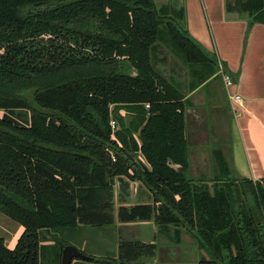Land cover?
I'll list each match as a JSON object with an SVG mask.
<instances>
[{"label": "trees", "instance_id": "1", "mask_svg": "<svg viewBox=\"0 0 264 264\" xmlns=\"http://www.w3.org/2000/svg\"><path fill=\"white\" fill-rule=\"evenodd\" d=\"M227 12L264 24V0H227ZM161 45L190 84L170 74ZM218 65L171 1L0 0V213L24 228L14 249L0 239V264H42L47 239L61 264L84 228L114 226L117 179L154 198L120 207V223L186 231L197 264H264V181L233 177L221 151L212 179L191 172L186 97ZM155 252L124 242L118 259L94 262Z\"/></svg>", "mask_w": 264, "mask_h": 264}, {"label": "crops", "instance_id": "2", "mask_svg": "<svg viewBox=\"0 0 264 264\" xmlns=\"http://www.w3.org/2000/svg\"><path fill=\"white\" fill-rule=\"evenodd\" d=\"M170 1L175 5L172 0ZM177 6L183 7L185 11L189 34L210 54H214L217 57L219 64L227 70V73L225 71L224 73L233 80V86L228 88L225 83V74L219 70L217 75L187 95L186 99L189 107L187 124L191 154L196 150H203L204 152L205 149L210 147L211 139L214 142L219 141L221 136L219 125L224 119V115L231 111L235 120L236 135L234 138L232 135L233 126L229 125L230 123L227 122L226 118L224 123L228 125L223 138L225 140L230 139L232 142L230 147H228L230 149V163L228 162V165L231 173H234L236 178L239 179L263 182L264 24L256 23L251 26L248 20L229 14L227 12V0H182ZM203 90H205L204 94L198 96ZM218 94L223 97L222 103L218 106L214 105L207 112L205 108L209 106L211 102L209 100L213 98L212 96ZM233 94H238L243 98L242 106H234L230 100V95ZM227 107L229 108L228 110ZM212 149H214L215 155L219 151L222 154L224 153L221 149L213 147ZM201 153L199 154L201 155ZM190 161L192 172L194 161L191 155ZM231 163L233 164L232 167ZM118 182L120 181L117 179L114 187L116 223L114 226H109L115 229V235L118 237L116 238L115 249H112L113 257H105L118 259L122 243L140 242L141 244L156 246L154 258L152 259L151 255L144 257L149 258L148 262L144 264H157L158 245L163 242L162 239L166 238L169 239L170 243L181 244L179 238L182 233L179 234V231H175L176 229L174 228L170 232H161V229L154 221L120 223L117 217L120 207L153 206L154 198L140 182H134V184L141 186L140 188L143 190L140 191V194H142H132L130 198L124 199ZM133 226H137L140 229V236H132L133 234L131 233L119 235V230L123 227L130 228ZM142 235L150 237L146 239ZM152 236L154 238H151ZM110 244H112V241H110ZM194 244L196 249H198L195 241ZM187 257L190 259L191 254L189 253L185 259Z\"/></svg>", "mask_w": 264, "mask_h": 264}, {"label": "rangeland", "instance_id": "3", "mask_svg": "<svg viewBox=\"0 0 264 264\" xmlns=\"http://www.w3.org/2000/svg\"><path fill=\"white\" fill-rule=\"evenodd\" d=\"M159 3L161 0H157ZM174 4L177 6L182 0H174ZM161 51L163 53L168 54V66L170 67V74L174 77H178L181 80L189 83L192 81L193 77L191 76L189 72V68L187 67L184 60L177 56L170 47H166L164 45L160 46ZM218 71L221 70L220 64L218 65ZM191 76V77H190ZM205 90L201 91L198 96H201L200 94H204ZM213 98L209 101L210 104L206 109V111H210L214 105L218 106L220 103H222L223 97L218 94L212 96ZM221 106L224 107L223 104ZM229 108L227 107V110ZM224 112V111H223ZM227 118V122H229L231 126H233V136L235 138V120L231 114V111L227 112L224 115V119L219 125V133L220 138L219 141L214 142V140L211 139L210 147L204 150H196L195 152H192L191 157L194 161V167L192 170V174L195 177H205L206 179H212L216 173L218 172V161L216 158V155L214 153L213 148L221 149L224 153L222 154L224 160L226 163H230V152L228 147H230V144L232 143L230 139L225 140L223 139L225 137V130L227 128V123H224ZM224 123V124H223ZM118 128V124H117ZM200 152L201 155L199 154ZM228 163V164H229ZM231 163V167H232ZM233 177H236L234 173H232ZM121 190V194L123 198H130L132 194H140V191L143 189L140 188L141 186L139 184H134V182H130L127 179L124 180V182H118ZM118 186V184H117ZM137 192V193H136ZM142 194V193H141ZM140 194V195H141ZM108 230V231H107ZM112 230V231H109ZM24 232L23 226L20 224L14 222L9 217L5 216L4 214L0 213V239H4L6 246L9 249H14L18 243V240L20 239L21 235ZM114 233V234H113ZM131 233L132 236H140V229L136 226L133 227H123L121 230H119V235ZM115 229L113 227H103V228H92V227H86L84 230L79 234L76 239L73 241V246H75L77 249H79L84 255L91 257V258H106V257H113V250L115 249L116 245V238L118 237L115 235ZM48 236V235H46ZM113 236V237H112ZM112 237V239H110ZM143 238L148 239L149 237L147 235H142ZM182 237V240H181ZM181 237L179 238V241L181 244H174L170 243L169 239H162L163 242H160L159 246V252L157 255V264H197V262L201 259L203 252H200L199 249H196L194 240L190 237V235L183 231L181 234ZM151 238H154L152 236ZM114 240V241H113ZM110 241H112V244H110ZM118 249V248H117ZM194 250L195 253H194ZM118 251V250H117ZM58 247L53 246V243L47 239L43 243V260L41 261L42 264H60L59 258L57 257ZM191 254V258L185 257L187 255ZM195 255V256H193ZM104 256V257H103ZM106 256V257H105ZM149 258H143L141 259L137 264H141V262L147 263ZM62 262V261H61ZM72 264H99L96 262H85L81 260H75Z\"/></svg>", "mask_w": 264, "mask_h": 264}, {"label": "water", "instance_id": "4", "mask_svg": "<svg viewBox=\"0 0 264 264\" xmlns=\"http://www.w3.org/2000/svg\"><path fill=\"white\" fill-rule=\"evenodd\" d=\"M174 1V0H172ZM169 3V0H166ZM75 260H81L85 262H93L94 258L84 255L79 249L75 246L68 245L63 250L62 262L61 264H72Z\"/></svg>", "mask_w": 264, "mask_h": 264}, {"label": "built area", "instance_id": "5", "mask_svg": "<svg viewBox=\"0 0 264 264\" xmlns=\"http://www.w3.org/2000/svg\"><path fill=\"white\" fill-rule=\"evenodd\" d=\"M220 68H221V70H220L221 73L225 74L224 73V67L221 64H220ZM225 83H226V86L228 88L233 86L232 78H230L226 74H225ZM230 100L234 104V106H239L240 107V106L243 105V98L240 95H238V94L230 95ZM147 108H149V105H147ZM111 126H112L113 130L117 129V123L115 121L111 122ZM113 161H115V159H113Z\"/></svg>", "mask_w": 264, "mask_h": 264}]
</instances>
